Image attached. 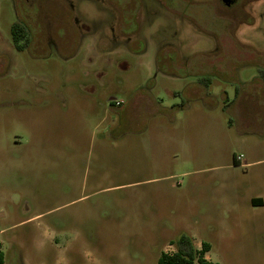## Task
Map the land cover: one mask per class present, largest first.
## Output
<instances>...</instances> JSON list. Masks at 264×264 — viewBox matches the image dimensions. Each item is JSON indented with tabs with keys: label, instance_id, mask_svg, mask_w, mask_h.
Listing matches in <instances>:
<instances>
[{
	"label": "rangeland",
	"instance_id": "obj_1",
	"mask_svg": "<svg viewBox=\"0 0 264 264\" xmlns=\"http://www.w3.org/2000/svg\"><path fill=\"white\" fill-rule=\"evenodd\" d=\"M25 6L18 51L0 0L4 263L158 264L186 233L213 262L264 264V0Z\"/></svg>",
	"mask_w": 264,
	"mask_h": 264
},
{
	"label": "trees",
	"instance_id": "obj_2",
	"mask_svg": "<svg viewBox=\"0 0 264 264\" xmlns=\"http://www.w3.org/2000/svg\"><path fill=\"white\" fill-rule=\"evenodd\" d=\"M254 204L263 203L262 198H253ZM177 250L173 253L162 252L158 264H219L206 257L210 250L209 242L204 241L202 248H197L189 234L183 233L176 240ZM0 264L4 263V252L0 249Z\"/></svg>",
	"mask_w": 264,
	"mask_h": 264
},
{
	"label": "flooded vegetation",
	"instance_id": "obj_3",
	"mask_svg": "<svg viewBox=\"0 0 264 264\" xmlns=\"http://www.w3.org/2000/svg\"><path fill=\"white\" fill-rule=\"evenodd\" d=\"M21 1L23 4V7L22 5H20V3L14 0L17 11H16V17L15 19H13V21L11 22V26H10V33H11L12 40H13L12 46L18 51L28 50L29 47L34 45V37H35V29H34V26L30 24V20L24 16L21 18L18 14L19 7L21 6V10L23 9L26 10L25 5L29 3L31 0H21ZM221 1L228 8H232L237 3L238 0H232L230 5H226L223 0ZM31 4L32 6L35 7V3L31 2ZM114 27L115 26L112 27V30H114ZM82 30L83 29H81L80 31L78 30V31L81 33ZM60 31L62 30L60 29ZM140 40H144V38ZM147 47L148 46L145 45V49H144L145 51Z\"/></svg>",
	"mask_w": 264,
	"mask_h": 264
},
{
	"label": "crops",
	"instance_id": "obj_4",
	"mask_svg": "<svg viewBox=\"0 0 264 264\" xmlns=\"http://www.w3.org/2000/svg\"><path fill=\"white\" fill-rule=\"evenodd\" d=\"M205 81H206V78H201L200 81L197 84H195V85L192 84L191 87H188V89H190V91H191V94L193 96H195L196 99H200L202 101V103H205V96L203 94V87H202V86H204V82ZM193 83H195V82H193ZM246 95H251V94L250 93H244L243 94V92H241L240 93V99L242 100L243 96H246ZM251 96H253V95H251ZM253 98L256 99L255 97H253ZM198 113H199V115H198V118H199L198 119V123L199 124H202V129H204V126H203L204 120L203 119H204V115H205V110H200V111H198ZM166 116L170 118V123L171 124L177 122V117H178L177 114L170 113L169 115L166 114ZM237 159L238 160H241V158H239V157ZM255 162L256 161H249V162H246V163H240V165H242V166H249V165H251V164H253ZM253 198H262L263 199V203L261 204V203L258 202L257 204H254L252 202V199ZM249 200H250L251 204L254 207H256V208H262V207H264V195H262L261 193H255L253 195H250Z\"/></svg>",
	"mask_w": 264,
	"mask_h": 264
},
{
	"label": "water",
	"instance_id": "obj_5",
	"mask_svg": "<svg viewBox=\"0 0 264 264\" xmlns=\"http://www.w3.org/2000/svg\"><path fill=\"white\" fill-rule=\"evenodd\" d=\"M226 5H230L232 0H223Z\"/></svg>",
	"mask_w": 264,
	"mask_h": 264
},
{
	"label": "built area",
	"instance_id": "obj_6",
	"mask_svg": "<svg viewBox=\"0 0 264 264\" xmlns=\"http://www.w3.org/2000/svg\"><path fill=\"white\" fill-rule=\"evenodd\" d=\"M118 104H120V102H117ZM241 156H239V158H240Z\"/></svg>",
	"mask_w": 264,
	"mask_h": 264
}]
</instances>
